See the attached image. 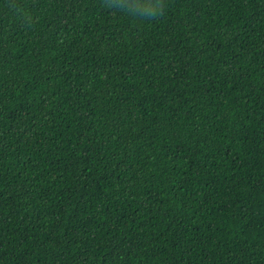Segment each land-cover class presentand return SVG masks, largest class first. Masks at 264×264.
<instances>
[{"label":"trees","instance_id":"1","mask_svg":"<svg viewBox=\"0 0 264 264\" xmlns=\"http://www.w3.org/2000/svg\"><path fill=\"white\" fill-rule=\"evenodd\" d=\"M0 0V264H264V0Z\"/></svg>","mask_w":264,"mask_h":264},{"label":"clouds","instance_id":"2","mask_svg":"<svg viewBox=\"0 0 264 264\" xmlns=\"http://www.w3.org/2000/svg\"><path fill=\"white\" fill-rule=\"evenodd\" d=\"M105 7L129 13L137 19H151L162 14L164 0H106Z\"/></svg>","mask_w":264,"mask_h":264}]
</instances>
